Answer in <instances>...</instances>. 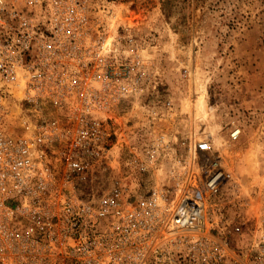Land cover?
Wrapping results in <instances>:
<instances>
[{"label": "built area", "instance_id": "built-area-1", "mask_svg": "<svg viewBox=\"0 0 264 264\" xmlns=\"http://www.w3.org/2000/svg\"><path fill=\"white\" fill-rule=\"evenodd\" d=\"M125 4L0 0V264H264Z\"/></svg>", "mask_w": 264, "mask_h": 264}, {"label": "rangeland", "instance_id": "rangeland-1", "mask_svg": "<svg viewBox=\"0 0 264 264\" xmlns=\"http://www.w3.org/2000/svg\"><path fill=\"white\" fill-rule=\"evenodd\" d=\"M124 2L136 21L131 27H143L144 46L167 70L171 91L183 96L179 106L189 113L180 125L210 134L221 155L226 147L233 156L225 205L247 217L264 213V0ZM179 65L189 79L177 87ZM200 96L208 119L196 112ZM232 124L240 128L235 140L228 136Z\"/></svg>", "mask_w": 264, "mask_h": 264}, {"label": "bare ground", "instance_id": "bare-ground-1", "mask_svg": "<svg viewBox=\"0 0 264 264\" xmlns=\"http://www.w3.org/2000/svg\"><path fill=\"white\" fill-rule=\"evenodd\" d=\"M127 9V6H126ZM133 13L131 10L126 11V14L124 15V20L128 26H134L136 24V21L133 19ZM196 112L199 113V115L204 116L206 119L209 118L210 116V110L203 98V96H200L197 101H196ZM222 155L224 160L228 158V169H233V156L230 153V150L227 149L226 147L222 148ZM225 163H227V159L225 160Z\"/></svg>", "mask_w": 264, "mask_h": 264}]
</instances>
